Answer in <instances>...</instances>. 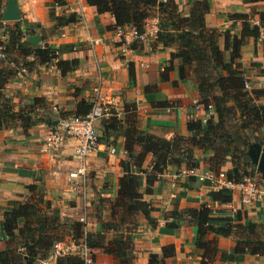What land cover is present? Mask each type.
Returning <instances> with one entry per match:
<instances>
[{
	"label": "crops",
	"instance_id": "crops-1",
	"mask_svg": "<svg viewBox=\"0 0 264 264\" xmlns=\"http://www.w3.org/2000/svg\"><path fill=\"white\" fill-rule=\"evenodd\" d=\"M15 1L18 20L3 22L0 19V38L8 49L5 60H0V69L8 73L1 92L11 104L12 112L31 106L30 120L33 117L38 120L27 126L20 121L6 122L0 128V251L9 246L2 231V216L10 209L11 203H22L35 196L36 192L30 186L38 187L42 202L47 201L49 210L57 213L62 239L73 238L71 229L74 222L81 224L83 233H100L101 223L109 221V203L116 196L117 180L122 175L119 162L126 158L123 147L126 125L135 126L138 142L145 135L165 140L176 136H196L197 132H187L186 123L196 121L193 119V104L203 97L198 94L191 69L185 78H179L178 61H170V54L181 45L175 34L172 33L170 40L155 36L143 43H123L114 34L112 18L106 13H96L84 0ZM156 1L162 4L165 0ZM172 1L182 18L188 17L193 2H205V28L238 35L240 23L234 19L236 14L247 15L250 24L259 26L256 39H244L239 63L243 78L251 89H264V23L258 25L256 15V12H264V1ZM5 4L6 0H0V17ZM50 10L55 16L74 14L77 22L54 28L48 16ZM15 26L29 31L15 43L23 44L34 36L35 43L28 42L33 48L59 47L57 60L72 62L70 71L60 74L54 63L40 65L31 55H19L16 44L11 46L14 44L12 31ZM222 45L220 37V49ZM228 53L223 52L225 60ZM24 63H27L25 67ZM168 64H171L168 80L162 82L159 75ZM256 84L260 87H255ZM95 88L102 103L108 99L114 101L111 115L119 126L108 128V118L95 124L100 148L84 161L87 178L82 185L68 184L65 181L67 172L79 164L74 156L75 142L70 139L51 148L44 140L57 121L74 115L79 102L91 103ZM257 103L264 104V100ZM132 106V123H126L130 110L126 111L125 107ZM235 133L248 141L244 160L252 164L247 151L251 146H258L260 153L264 152V127L256 131L235 130ZM110 148H113V153L109 152ZM137 151L138 147H134V153ZM211 156V151L194 149V167L190 168L185 163L168 167L152 184L149 193L145 191L144 176L140 175L139 193L142 200L149 201L155 210L147 220L137 219L138 224L131 233V248L127 254L133 264H147L150 254L159 255L161 248L166 246L173 247V255L165 258L164 264H201L202 260L208 261L206 264H264V256L249 253L236 255L230 261L220 259L221 253L230 254L235 246L234 238L212 233L197 237L196 227L179 216L183 209L202 205L208 208L211 218L264 226V198L244 204L235 191L228 192L226 202L211 197V193L217 191L210 189L208 180L198 179L202 173L211 172L208 165ZM151 160L147 155L142 169H149ZM252 165L254 175L262 180L257 166ZM220 169L226 174L231 171L228 156ZM259 184L263 185L262 182ZM40 207L43 209L44 206ZM196 240L205 247L196 246ZM212 240L216 252L207 254V259H204V250L212 247L207 244ZM92 251L90 264H115V260L102 250ZM65 259L36 260L33 264H58L64 263Z\"/></svg>",
	"mask_w": 264,
	"mask_h": 264
},
{
	"label": "trees",
	"instance_id": "trees-1",
	"mask_svg": "<svg viewBox=\"0 0 264 264\" xmlns=\"http://www.w3.org/2000/svg\"><path fill=\"white\" fill-rule=\"evenodd\" d=\"M250 1L258 3L264 0ZM84 2L87 6L93 7L96 13L108 14L112 18L114 27H134L137 32H140L144 20L154 17L157 20V38L170 40V36L175 34L174 36L181 45L170 54V61L173 59L178 61V77L185 78L191 69L198 94L203 96L198 102L211 104L216 114L215 120L211 118L203 125L192 120L186 123L187 132H197L196 136L185 138L176 136L171 140L145 135L138 142L136 140L138 132L135 126L126 125L123 144L126 158L119 162L122 175L117 180L116 196L109 203V221L101 223L100 233H83L81 224L76 222L72 223L71 231L73 239L83 236L90 249L102 250L115 260V264H133L127 254L131 248L132 232H121L117 228L122 225L133 226L137 219L147 220L149 214L155 210L149 201L142 200L138 189L140 175L144 176L145 191L149 193L152 184L164 174L168 167L181 163H185L190 168L194 167V149L212 152V156L208 158V165L213 173L218 171L228 156L231 164V171L226 174L228 179L233 181H239L244 177L252 179L251 176L255 174L254 166L248 160H244L245 152L238 149L236 142L224 133L225 124H228L230 120H237L238 124L235 129L239 131L245 129L256 131L264 127V104L256 103L264 99V89L247 90L244 88V78L239 63L240 47L244 39L247 37L256 39L259 35V26L250 24L247 15L236 14L234 19L240 23L238 35H230L228 31L221 32L214 28H205L203 16L207 11V6L203 1L193 2L187 18L179 16L172 0H165L160 6L156 0H84ZM256 15L258 25H262L264 12H256ZM48 16L54 28L77 22L76 16L70 13L55 16L53 10H50ZM178 31L179 33L176 34ZM12 32L15 33L12 34L15 37L14 44L11 46L14 47L16 44L19 55L24 57L31 55L40 65L54 63L60 74L70 71L72 62L57 60L59 47L33 48L27 41L23 44L15 43L20 37H24L23 35H28L29 31L15 26ZM220 37L223 39L222 49L218 46ZM0 47H2L3 60H5L8 49L1 38ZM224 51L229 52L226 60L223 55ZM203 62L205 63L204 68ZM26 65L27 63L23 64L24 67ZM204 69L209 72L205 73ZM170 70L171 64H168L160 72L159 78L162 82L168 80ZM7 75L8 73L0 69V128L6 122L13 121L23 122L22 124L27 126L31 123L28 121L30 120L28 114H31L33 109L27 106L22 108V111L12 112L11 104L1 92ZM90 105L85 101L79 102L73 116H83L89 111ZM125 108L126 111L130 110L125 121L132 123L134 107ZM24 113L26 116L23 115ZM6 115H9L7 121ZM108 119V128L113 129L119 126V122L113 115ZM218 141L224 142L220 145ZM243 143L242 147L249 145L246 138L243 139ZM134 147H138L135 153ZM147 155H150L152 160L148 172H145L142 164ZM260 181L264 185V180L260 179ZM30 187L36 192L35 196L22 203H11L10 209L2 216V231L9 246L0 251V264H33L36 260H45L52 243L63 238L57 213L49 210L50 205L47 201L42 202V193L38 187ZM228 192L230 191L213 192L211 197L226 202ZM40 206H44L43 209ZM179 216L196 227L197 237L212 233L216 236L234 238L235 246L230 254L221 253L220 259L230 261L234 256L244 253L264 256V226L261 227L254 223L243 225L229 219L211 218L208 208L202 205L194 209H183ZM109 233L111 237L106 236ZM17 243L18 247H16ZM211 243H214V240L207 244L211 246ZM195 244L198 247H205L197 240ZM16 249H18L17 252ZM215 252L216 248L213 244L211 248L204 250V259H207V254ZM172 255V246L162 247L159 255L150 254L148 256L147 264H164L163 260ZM65 258L64 263L58 264H81L77 259ZM207 262L202 260L201 264Z\"/></svg>",
	"mask_w": 264,
	"mask_h": 264
},
{
	"label": "built area",
	"instance_id": "built-area-1",
	"mask_svg": "<svg viewBox=\"0 0 264 264\" xmlns=\"http://www.w3.org/2000/svg\"><path fill=\"white\" fill-rule=\"evenodd\" d=\"M114 34L121 39L123 43H132L134 41L143 43L154 38L158 32L156 18H147L144 20L141 31L137 32L134 27L113 26ZM4 59L2 47H0V60ZM245 89H251L249 82L244 80ZM255 87H260L256 84ZM94 97L91 100L89 111L83 116H72L57 121V124L47 133L45 144L47 147L56 148L67 140L75 142L74 156L79 164L71 171L67 172L65 181L68 184L82 185L87 178V168L84 165L85 159L95 153L100 148L99 135L95 124L111 116V106L113 100L108 99L104 104L99 98L98 89H94ZM214 109L211 104H202L195 101L193 104V119L200 124H205L207 120L213 118ZM113 153V148H110ZM199 180L209 181L210 189L213 191H235L240 197L242 203L254 202L264 198V185L255 182L250 178H242L239 181H233L226 177L223 170L216 173L205 172L198 176ZM93 251L90 249L83 236L77 239L66 238L52 243L46 260H56L65 257H73L81 264H90L92 262Z\"/></svg>",
	"mask_w": 264,
	"mask_h": 264
},
{
	"label": "water",
	"instance_id": "water-1",
	"mask_svg": "<svg viewBox=\"0 0 264 264\" xmlns=\"http://www.w3.org/2000/svg\"><path fill=\"white\" fill-rule=\"evenodd\" d=\"M158 5L160 6L161 3H158ZM0 19L3 22H16L18 20V9L15 0H6ZM27 40L29 43L34 44L36 37L31 36ZM247 155L252 164L257 166V172L260 173L261 178L264 180V152L260 153L258 146H251L247 151Z\"/></svg>",
	"mask_w": 264,
	"mask_h": 264
},
{
	"label": "rangeland",
	"instance_id": "rangeland-1",
	"mask_svg": "<svg viewBox=\"0 0 264 264\" xmlns=\"http://www.w3.org/2000/svg\"><path fill=\"white\" fill-rule=\"evenodd\" d=\"M203 64H205V63L203 62ZM203 64H202V66H203ZM204 72L207 73L209 71H207V70L204 69ZM261 100H264V99H261ZM257 104H259V103H257ZM23 115L26 116V113H24ZM8 116L9 115H6V121L9 119ZM36 120H38V119L33 117L32 118V121L31 120H28V121L30 123V122H35ZM237 124H238L237 120H230L228 122V124H225V133H224V135L227 136V137H230L231 140H234L236 142L235 144H237L239 146L238 149H240L242 152L244 151L246 153V150H247L248 146H243L242 147L243 138L239 134L235 133V130H237V129H235L234 126H237ZM231 127H233V129H231ZM223 142L224 141H220L219 144L221 145V144H223ZM224 144H226V143H224ZM235 144H233V145L231 144V145L234 146ZM144 170H145V172H148L149 169L145 168ZM251 177H252V180H254L255 182H258V183L261 182L260 179L258 180V178L255 175H253ZM137 224L138 223H137V220H136L135 225H133V226L132 225H122L121 227H118L117 230L118 231H121V232H124V231H131V232H133V230L135 229V227L137 226ZM107 237H111V233L110 234H107Z\"/></svg>",
	"mask_w": 264,
	"mask_h": 264
}]
</instances>
